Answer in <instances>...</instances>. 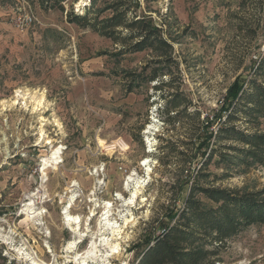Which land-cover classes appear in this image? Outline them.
Segmentation results:
<instances>
[{
  "label": "rangeland",
  "instance_id": "obj_1",
  "mask_svg": "<svg viewBox=\"0 0 264 264\" xmlns=\"http://www.w3.org/2000/svg\"><path fill=\"white\" fill-rule=\"evenodd\" d=\"M114 1L65 0L61 10L40 0H0V264H81L92 244L95 257L86 264H134L140 240L160 233L174 200L182 206L206 157L200 150L181 173L175 157L160 152L161 139L184 150L179 140L190 122L164 123L155 81L129 92L130 74L147 76L154 54L120 55V46L68 19ZM128 1L127 16L149 17L171 44L174 88L200 120L264 57V0ZM228 172L215 186L264 187V166ZM180 179L188 181L181 190ZM65 212L78 218V234ZM216 258L264 264V224L229 238Z\"/></svg>",
  "mask_w": 264,
  "mask_h": 264
},
{
  "label": "trees",
  "instance_id": "obj_2",
  "mask_svg": "<svg viewBox=\"0 0 264 264\" xmlns=\"http://www.w3.org/2000/svg\"><path fill=\"white\" fill-rule=\"evenodd\" d=\"M64 1L40 0L42 5H57L61 10ZM128 2L115 0L97 12L90 6L82 15L71 11L68 19L120 46V55L153 53V68L146 66L147 76L130 74L129 92L139 88L143 81L146 84L155 81L153 89L160 93L163 103L157 110L165 117L164 123L172 125L179 119L190 122V133L179 140L184 150L161 139L160 152L174 156L181 173L200 150L203 149L202 157L206 156L182 206L176 208L174 200L172 208L164 215L167 222L160 233L140 240L134 264H214L229 238L251 225L264 224V187L245 192L239 188L215 186L229 177L231 168L249 170L264 166V131L258 129L260 121L264 120V57L246 83L237 79L230 85L213 116L206 115L200 120V112L190 111V102L174 88L173 69L178 63L172 57L171 44L149 17L133 15L129 18ZM107 11L110 14L103 16ZM164 76L168 80L164 81ZM165 88L171 91L164 96L161 93ZM215 123L214 131L211 128ZM211 165L221 166L225 171L222 174L208 172ZM174 184L181 190L188 181L180 179Z\"/></svg>",
  "mask_w": 264,
  "mask_h": 264
},
{
  "label": "bare ground",
  "instance_id": "obj_3",
  "mask_svg": "<svg viewBox=\"0 0 264 264\" xmlns=\"http://www.w3.org/2000/svg\"><path fill=\"white\" fill-rule=\"evenodd\" d=\"M80 3H83V1H81ZM35 101V100H34ZM41 100H39V101H35L34 103H35V107L34 108H39V107H41ZM14 104H16V102H14ZM47 144H49V142H47ZM98 145H99V147H103L104 149H106V150H108V151H110L113 147H111V146H105V143H104V141H102V140H98ZM113 145V144H112ZM119 146H121V147H123L124 148V144L123 143H121ZM58 152V150L55 152V154ZM54 155V154H53ZM44 165H46V163L44 164ZM34 203H30L28 206L29 207H31V206H33L34 207ZM30 214V213H29ZM41 214H42V211H38V212H32V215H33V217L35 218V217H40L41 216ZM30 217V216H29ZM27 218H28V216H27ZM65 219H66V221H67V224H68V226L70 227V229H72V233L73 234H78V229H79V220H78V218L77 217H70L66 212H65ZM39 222V221H38ZM106 222V221H105ZM109 222L107 223L106 222V225H108L109 226ZM116 232L117 230H114L113 229V232ZM82 236H80L79 235V238H81ZM69 246V249H71L72 247H74L75 246V242L74 243H70V245H68ZM114 249H115V247H114ZM94 253H95V248H94V245L92 244L91 246H90V248H89V250H87L86 251V253L84 254V256H81L80 258H79V260H80V263L81 264H86L85 262H86V260L87 259H90V258H93V257H95V255H94ZM34 264H36V263H34Z\"/></svg>",
  "mask_w": 264,
  "mask_h": 264
}]
</instances>
